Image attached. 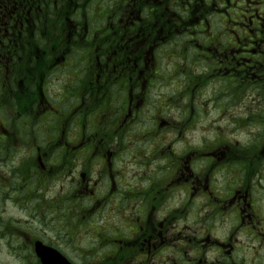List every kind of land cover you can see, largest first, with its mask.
<instances>
[{
  "label": "flooded vegetation",
  "instance_id": "obj_1",
  "mask_svg": "<svg viewBox=\"0 0 264 264\" xmlns=\"http://www.w3.org/2000/svg\"><path fill=\"white\" fill-rule=\"evenodd\" d=\"M237 1L0 0V264H264V0Z\"/></svg>",
  "mask_w": 264,
  "mask_h": 264
},
{
  "label": "rangeland",
  "instance_id": "obj_2",
  "mask_svg": "<svg viewBox=\"0 0 264 264\" xmlns=\"http://www.w3.org/2000/svg\"><path fill=\"white\" fill-rule=\"evenodd\" d=\"M240 2H241V0H238L236 3L237 4H240ZM242 5V6H241ZM241 6V7H240ZM240 6L238 5V8H236V11L238 12V15H239V13L241 12L240 11V9H246V6H243V4H240ZM253 7V9H255V11H257V12H259L261 15H263L264 14V6H263V2L261 3V4H255V5H253L252 6ZM240 11V12H239ZM228 27H230V25L229 24H226V21H223V24H222V29H223V31L225 32L227 29H225V28H228ZM244 37V36H243ZM33 170L31 169V172H32ZM55 187H56V181H51L46 187H45V189H46V192L48 193V195H50L52 192H54V191H56V189H55ZM21 203V202H20ZM25 204V203H24ZM26 205V204H25ZM12 207L14 208V206L12 205ZM13 208H11V207H9L8 208V216L9 217H11V218H13V219H15V221H18V220H22V221H25L26 219L24 218V217H22L17 211H15V209H13ZM33 218V217H32ZM48 218V220H51V218H49V217H46V219ZM33 219H35V218H33ZM48 220H45L44 222H48V223H50ZM31 225H34V224H31ZM32 229H33V226L31 227ZM64 237V236H63ZM64 240V239H63ZM1 258H3V259H6V256L5 255H3V256H1Z\"/></svg>",
  "mask_w": 264,
  "mask_h": 264
},
{
  "label": "water",
  "instance_id": "obj_3",
  "mask_svg": "<svg viewBox=\"0 0 264 264\" xmlns=\"http://www.w3.org/2000/svg\"><path fill=\"white\" fill-rule=\"evenodd\" d=\"M36 252L45 264H71L60 253L52 250L41 243L36 244Z\"/></svg>",
  "mask_w": 264,
  "mask_h": 264
}]
</instances>
